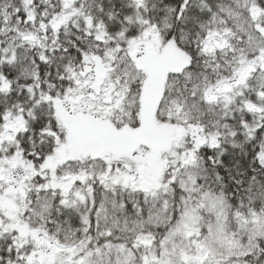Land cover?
Returning a JSON list of instances; mask_svg holds the SVG:
<instances>
[{
  "label": "snow or ice",
  "instance_id": "snow-or-ice-1",
  "mask_svg": "<svg viewBox=\"0 0 264 264\" xmlns=\"http://www.w3.org/2000/svg\"><path fill=\"white\" fill-rule=\"evenodd\" d=\"M0 264H264V0H0Z\"/></svg>",
  "mask_w": 264,
  "mask_h": 264
}]
</instances>
